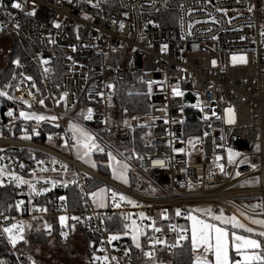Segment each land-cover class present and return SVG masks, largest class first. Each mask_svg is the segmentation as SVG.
Segmentation results:
<instances>
[{"label":"built area","instance_id":"obj_1","mask_svg":"<svg viewBox=\"0 0 264 264\" xmlns=\"http://www.w3.org/2000/svg\"><path fill=\"white\" fill-rule=\"evenodd\" d=\"M12 2L14 0H0L5 5L0 7V31L21 40L29 51L33 73H23L14 85L7 83L12 87L0 88L14 98L0 97V157L4 158L0 164L6 167V172L15 171L25 179L32 180L35 170L37 177L58 183L52 187L41 182L38 189L48 187L51 190L31 198L26 185L19 187V195L1 207L4 216L24 223L41 219L42 229L49 235L52 227L50 232L44 228L45 222L49 224L47 218L64 215L68 219L66 225L59 224L61 240H66L75 225H86L96 236L90 249L107 255L110 264L134 262L130 238L123 236L122 231H111L106 224L116 214L135 216L142 211L162 228L160 233L148 229L147 236L141 237L143 253H154L152 259L144 255L146 264H164L161 253H170L185 243L180 237L188 233L180 229L186 228L183 226L186 219L184 215H175L177 208L186 211L210 206L214 211L223 208L225 213L237 216L242 211L247 216L264 219V0H34L35 16L26 14L32 10L33 0H15L24 6L23 11L12 9ZM54 22L61 27L54 28ZM49 38L54 43H49ZM234 55L244 56L247 62L233 63ZM43 59L48 63H42ZM13 61L15 67H23L21 60L19 66ZM55 63L62 71L60 77L54 73ZM135 78L144 86L148 108L141 114L131 115L126 105L116 98L120 83ZM151 80H167V83L154 84L152 94L148 95L146 82ZM108 84L114 87L109 89ZM169 86H178L183 97L173 98ZM64 93L67 97L61 99ZM197 95L200 106L192 107L197 103ZM81 96L88 104L75 115ZM21 97L31 104L30 108ZM40 100L44 101L43 105ZM88 108L93 109L91 121L83 120L80 115L81 112L86 114ZM227 108L234 110V124L224 122ZM9 109L13 110L15 119L6 115ZM20 111L58 119L39 123L22 120ZM119 118L130 122L126 125L118 122ZM68 120H79L94 132L105 153L111 151L117 159L129 164L128 175L131 171L143 178L151 191L134 192L82 165L71 148V133L66 132ZM134 128L146 131L144 139L150 148L148 152L124 153L118 149L117 144H125ZM26 134L31 139H24ZM49 136L53 137L51 141ZM65 136L69 137V147L63 146L61 138ZM194 137H200V142L192 148L187 141ZM173 148H185L191 155L174 153ZM227 149L239 153L232 164L228 163ZM9 150L17 151L11 153ZM134 154L143 156L144 160L138 161ZM217 155L222 157L218 163L224 164V172L214 163ZM53 158L60 163L53 165ZM37 160L44 164L37 165ZM154 160H164L165 167H154ZM61 163L68 166L66 172ZM40 167L49 171L41 173ZM52 167L56 168L55 172L51 171ZM237 172L240 175L237 176ZM255 175L259 176L260 186L240 187L244 180ZM92 178L141 207L118 201L121 207L116 208L111 193L107 194L106 206L97 207L90 195L96 190L90 188ZM2 179L3 184L15 186L8 175ZM188 182L193 185L191 189ZM63 187L76 188L83 208L73 211L67 208L65 200L44 198ZM253 198L261 199V211H251L242 205L241 201ZM21 200L25 201L24 211L11 215L10 211L15 210V204ZM33 208H47L48 211L36 212ZM164 210L169 216L167 220L160 216ZM73 216L80 220H72ZM12 222H5L0 216V224ZM169 224L175 225V230L169 229ZM248 226L257 232L264 231L258 225ZM61 232L67 235L62 236ZM110 234H120L121 239L108 244ZM2 235L8 242L6 235ZM151 236L167 243L153 249L147 238ZM102 247L106 251H100ZM111 257L116 260L112 261ZM86 264L100 262L88 259Z\"/></svg>","mask_w":264,"mask_h":264},{"label":"snow or ice","instance_id":"obj_2","mask_svg":"<svg viewBox=\"0 0 264 264\" xmlns=\"http://www.w3.org/2000/svg\"><path fill=\"white\" fill-rule=\"evenodd\" d=\"M71 2V0H69ZM90 2V0H89ZM12 9H19L23 11L24 6L19 2H12L11 3ZM94 7L96 5H93ZM0 7H5L2 3H0ZM28 16H35L37 14V8L35 6L34 0H33V7L32 10L26 13ZM85 19H88L89 17L85 16ZM115 23V21H113ZM53 27L59 29L61 27L60 23L54 22ZM120 28L123 29L124 25L121 24ZM264 35V33H262ZM49 43H54L51 38H49ZM167 46H163L162 51ZM75 51V47L72 49ZM69 60L72 59L71 56L68 57ZM233 63L240 62V63H246V58L244 56H233L232 57ZM44 64H47V60L41 61ZM14 64L19 66V60L13 61ZM213 65L215 66V60L212 61ZM45 72L48 71L47 68L44 69ZM23 75V73H21ZM26 79L31 80V77H26ZM167 80L164 81H147V89L148 95L152 94L153 91V85L154 84H166ZM5 88L12 87L11 84H7L4 86ZM32 87H35L33 84ZM107 87L109 89H112L114 85L108 84ZM171 88V95L173 98L176 97H183L184 93L179 89L178 86ZM29 95H31V92H29ZM99 96H103V93H97ZM0 97H7L8 99H14L11 96H8V93L6 91L0 90ZM67 97V93L62 94L61 99H65ZM21 101L27 105V107H31V104L28 103V101L23 100V98H20ZM111 99V96L109 97V100ZM39 103L41 105L44 104L43 100H40ZM200 100L199 96L197 95V103L192 105V107H199L200 106ZM180 111H183V108L180 109ZM203 111V109H201ZM7 116L15 119L13 110L9 109V111L6 113ZM81 117L85 121H91L93 119V109L88 108L86 114L84 112H81ZM213 115H215V112H213ZM19 118L22 120L27 121H36L37 123L41 121H56L58 117L56 116H45L42 114H37L35 112H25L20 111L19 112ZM135 119V117L133 118ZM205 120L208 119L207 116L204 117ZM106 122V121H105ZM166 124L168 123L167 120L164 121ZM183 121H181L182 123ZM224 122L227 124H234L235 123V113L232 108L225 109V116H224ZM124 123L127 125L128 121L125 120ZM56 127H59L57 124ZM33 132L35 133V129H33ZM66 132L71 133V148L74 150L77 154V158L83 160L85 163H89L92 167H96L95 161L91 159L92 154L94 152L104 153L107 156L108 164L107 167L112 170V176L114 179H119L124 183H128L127 180V171L130 169L129 164H127L124 160L117 159V155L113 154V152L108 151L105 153V149L97 143V137L94 132H92L87 127L75 123L72 121H69L68 127L66 129ZM38 134V133H35ZM207 133H205V136ZM24 139H31L30 136L27 134L23 137ZM49 141L53 139L52 136L48 137ZM61 139L64 140V147H69V137L65 136ZM200 142V137H194L190 138L187 143L190 147L195 148V145ZM169 146H171V141H169ZM172 151L174 153H184L185 155L190 156L191 152L186 151L185 148H173ZM229 155H228V163L232 164L234 161V157L238 156L239 153L233 152L231 149H227ZM120 156H123V153H119ZM136 155V159L138 161H143L144 157L140 156L138 154ZM132 157H128L127 159H131ZM3 157H0V160H3ZM35 159V157H33ZM222 157L217 155L215 156L214 163L216 164V167L219 168L221 172L225 171V166L222 163H218L221 161ZM247 159V158H245ZM37 165H43L44 161L37 160ZM51 163L53 165L60 163L59 161L55 160L53 158L51 160ZM243 163V161H241ZM152 164L154 167H165V161L164 160H154L152 161ZM67 165L61 163V168L64 169V171H67ZM253 168H255V165H252ZM20 168H24V165L21 164ZM39 171L41 173L49 171L48 168L40 167ZM51 171L55 172L56 168L52 167ZM145 171H148V169H145ZM211 174V173H210ZM5 175H8L13 183H15V186L17 188L21 186H27L29 189V197L33 196H40L44 195L51 189L48 187L38 189L37 185L41 182L46 185H51L52 187H55L58 183L56 180L43 178V177H37L35 174V170L32 173L33 179H25L23 176L18 175L15 171H7L6 167L2 164H0V187H3V177ZM236 175H240L239 172L236 173ZM75 183V181H73ZM66 186V185H64ZM188 187L191 189L193 185L191 182H188ZM111 193V198L113 201V206L116 208L121 207V204L119 202H126L128 204H131L133 207H141L137 204L136 201L129 199L122 193H117L116 191L108 188H102L98 189L96 192L91 193V198L93 200V203L97 204V207L103 208L106 206V200H107V194ZM118 198V200H117ZM59 199L63 202L66 198L61 196ZM119 201V202H118ZM29 203H31V199L29 200ZM25 204V201H17L15 204V210L17 212H23V205ZM13 206H9V209H11ZM253 208L261 207V205H253ZM32 211L36 212H44L46 213L48 211L47 208H33ZM175 215L177 217L184 215L185 219L189 222V225L186 228H181L180 231L182 233H188L190 232V256H191V262L190 264H264V231H256L254 228L249 227L245 223L241 221L239 217H244V219L248 220L250 224L258 225L261 228H264V219H256L254 217L247 216L244 212H240L239 216L237 215H226L225 210L223 208H220L218 211H214L212 207H204V208H190L186 211H182L180 208H177L175 210ZM0 216H3V220L9 221L12 220L14 222L7 223V224H0V234H5L7 237L8 242L15 247L17 243L20 241L27 242L24 237V233L26 228H31V225H25L24 221H16L14 217L4 216L2 212H0ZM161 219L167 220L169 219V216L167 214V210H164L161 214ZM68 219V217L61 215L59 217V221L61 225L64 224L65 220ZM72 220L79 221V217H71ZM88 219H91L89 217ZM150 221L149 224H145L144 221ZM121 222V230L123 233V236H127L131 239L132 244L143 251L141 246V237L147 236V230L151 229L153 233H160L162 232L161 227H157V222L155 219L147 216L144 212H139L138 214H132L127 213L123 214L120 217ZM169 229L175 230L176 226L169 224ZM44 228L50 232L51 225L47 224L45 222ZM231 229V230H230ZM247 233V235L242 234ZM62 236H66L67 233L61 232ZM255 237H259L260 239H257ZM151 241V248H155L156 245H165L167 242L165 240H161L159 238H156L155 236L147 237ZM189 237L185 235H181L180 239H188ZM121 239L120 234H110L108 236L107 243L112 244L113 241ZM176 245H173L175 247ZM100 251H106L103 247L100 249ZM230 252L235 253L234 258L232 255H230ZM127 254V250H126ZM144 255L148 257L149 259H152L154 256V253L152 251L144 252ZM92 260L94 262H100V264H110V259L107 255L104 256H96L95 254L92 257ZM112 261L116 260V257H111ZM0 264H4L3 261H0ZM32 264H35V261L32 262Z\"/></svg>","mask_w":264,"mask_h":264},{"label":"trees","instance_id":"obj_3","mask_svg":"<svg viewBox=\"0 0 264 264\" xmlns=\"http://www.w3.org/2000/svg\"><path fill=\"white\" fill-rule=\"evenodd\" d=\"M2 34H6L11 37L12 44L6 55V61L4 68L0 69V88L4 87L7 83H14L20 78L21 73H33L32 71V63L29 61V51L24 46V44L13 35H9L8 33L0 31ZM14 59H19L22 62L23 67L18 68L12 64ZM54 73H56L57 77L62 75V71L59 67L58 63L54 65ZM116 100L128 108V111L131 115H138L142 112L146 111L148 106L146 103V97L144 94V86L139 84L136 81V78L129 81H122L117 91ZM87 101L84 96L80 97L78 101V106L74 111V114L77 115L80 112L81 108H84L87 105ZM1 111V110H0ZM145 134L146 131L141 128H134L130 131V136L128 141L125 144L119 145L122 152L135 150L138 153H146L150 148L145 145ZM17 150H9V152H14ZM94 160L96 162V172L100 175L109 178L111 176L110 169L107 167L108 160L107 156L104 153L94 152L93 153ZM3 187H0V209L1 207L9 200H13V197L19 195V189L16 188L12 183L3 184ZM91 189H97L101 186H110L106 185L104 182L98 179H91L90 182ZM128 188L134 192L138 193H147L150 192L151 189L144 182L140 181L133 172H129V186ZM65 197L67 208H71V210L76 211L79 208H83L82 199L77 193L75 187H63L61 189H56L50 193H48L44 198L50 199H58L59 197ZM11 215H19L16 210L10 211ZM121 214H116L113 219H109L106 224L108 225L111 231L120 233L122 230L120 217ZM47 221L51 224L52 233L47 235L44 233L42 226L43 222L41 219H33L26 221L25 225H31V228H26L25 230V240L30 243H47L51 237L58 238L62 243L68 242L71 237L76 232L82 234L83 238L87 243V254L90 253V243L93 240H96V236L87 228L86 225L78 224L71 228L69 236L66 240L62 241L59 237V218L58 217H48ZM185 227V223H183ZM26 242V243H27ZM129 245L132 248L134 255L133 264H146L147 261L145 259L143 251L141 249L136 248L131 239H129ZM141 242V241H140ZM24 241H20L17 243L15 247L10 246L9 243L5 240L4 236L0 234V261L5 258L7 264H32L28 261L26 257V250ZM142 243V242H141ZM142 249H144V246ZM190 240L185 239V243L181 247L175 248L172 252H162L161 256L163 257L164 264H190L191 256H190ZM232 255V254H231ZM234 257V255H232Z\"/></svg>","mask_w":264,"mask_h":264},{"label":"rangeland","instance_id":"obj_4","mask_svg":"<svg viewBox=\"0 0 264 264\" xmlns=\"http://www.w3.org/2000/svg\"><path fill=\"white\" fill-rule=\"evenodd\" d=\"M10 40H11L10 36L0 33V69L4 68L5 66L6 55L12 44V41ZM77 117H80V116H77ZM117 121L124 122V118H119ZM127 121L130 122L129 119H127ZM109 140L113 142L111 138H109ZM117 147L120 148L119 144H117ZM79 161L82 164L90 168H94L90 164L82 162V160H79ZM135 176L140 181L143 182V178H139V176L136 174ZM108 179L118 183L119 185L123 187H126V188L128 187L127 183H124L119 179H114L112 174ZM257 186H260V179L258 175L250 177L244 180L240 184V187H257ZM117 193H120V192H117ZM248 201L256 205H261V207L253 208L254 210L256 211L262 210V201L260 198H253L249 200L246 199L242 201V204L246 206ZM66 224H67V220H65L63 225H66ZM86 249H88L87 243L85 239L83 238L82 234L79 232H76L73 235V237H71V239L66 243H62L56 237H51L49 241L44 244L43 243H30V242H27L25 244V250H26L25 252L27 254L26 257L30 263L35 261V264H86V261L88 259L89 260L92 259L94 254L96 256H101V257L104 256L101 253H99L97 249H91L90 253L87 254Z\"/></svg>","mask_w":264,"mask_h":264},{"label":"crops","instance_id":"obj_5","mask_svg":"<svg viewBox=\"0 0 264 264\" xmlns=\"http://www.w3.org/2000/svg\"><path fill=\"white\" fill-rule=\"evenodd\" d=\"M69 121H72V122H75V123H79V124H81L82 125V123H80V121L79 120H68L67 121V127H68V123H69ZM74 153H75V157H76V159L79 161V160H81V159H78L77 158V154H76V152L74 151ZM91 159L93 160V161H95L94 160V156H93V154H92V157H91ZM80 162V161H79ZM82 162H84L83 160H82ZM108 162V161H107ZM81 163V162H80ZM96 163V162H95ZM87 164H89V163H87ZM82 165H84V164H82ZM97 165V164H96ZM88 167V166H87ZM88 168H90V167H88ZM90 169H93V170H95L96 169V167H94V168H90ZM110 169V168H109ZM110 172H111V174H112V170L110 169ZM126 175H127V180H128V183H127V185L129 186V175H128V171H127V173H126ZM118 184V183H117ZM119 185V184H118ZM121 186V185H120ZM123 187V186H122ZM102 189V188H107V186H101V187H99V188H97L96 190H95V192L98 190V189ZM241 203H242V201H241ZM96 206H97V204H95ZM243 205V204H242ZM253 205H256V204H254V203H252V202H250V201H248L247 202V204H246V206H244L245 208H247L248 210H251V211H256V210H254L253 209ZM197 207H200V208H204V206H197ZM197 207H195V208H197ZM226 215H229V216H231V214H228V213H226ZM256 219H262V218H256ZM241 221L243 222V223H245L246 225H249L250 223H249V221L248 220H246V219H241ZM189 225V222L186 220L185 221V227H187ZM231 230V229H230ZM242 234H245V235H247V233H242ZM188 237H189V240H190V232H188ZM255 238H257V239H260L259 237H255ZM234 255V258H238V257H235V253L234 252H230V255Z\"/></svg>","mask_w":264,"mask_h":264},{"label":"water","instance_id":"obj_6","mask_svg":"<svg viewBox=\"0 0 264 264\" xmlns=\"http://www.w3.org/2000/svg\"><path fill=\"white\" fill-rule=\"evenodd\" d=\"M91 247H92V245H91ZM1 261H3L4 264H7L5 258H3Z\"/></svg>","mask_w":264,"mask_h":264}]
</instances>
